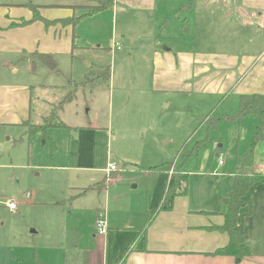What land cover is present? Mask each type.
I'll use <instances>...</instances> for the list:
<instances>
[{
  "label": "rangeland",
  "instance_id": "obj_1",
  "mask_svg": "<svg viewBox=\"0 0 264 264\" xmlns=\"http://www.w3.org/2000/svg\"><path fill=\"white\" fill-rule=\"evenodd\" d=\"M74 2L0 0L15 5L0 7L2 21L8 15L5 9H13L9 12L12 16L31 20L34 12L29 5L16 6L26 4L41 6L40 15L50 20L48 27L41 20H22L32 29L33 53L18 68L22 76L26 70L31 81V123L45 125V120L55 114L47 124L62 122L69 128H47L46 133L21 140L22 127L0 126V262L5 264H49V254L51 264H62L56 259L65 252L69 232L79 233L83 243L89 242L97 218L108 220L111 216L123 223L136 218L138 213L122 212L131 205L145 204L154 168L165 163L174 166L170 175L190 174L192 200H201L204 185L197 172L213 175L222 167L220 161L240 164L246 153L249 167H254L253 163L258 164L264 155V141L249 153L255 131L252 119L222 121L218 131L211 129V120L205 118L222 98L197 91L180 94L155 90L151 86L150 62L147 69L146 64L140 66L138 56L131 57L125 50L111 52L110 20L108 23L105 15L82 20L74 30L71 21L52 23L65 18L67 12L72 14L71 20L99 0H84L85 7L72 11L64 7ZM36 51L52 54L58 71L36 60ZM106 67L112 72L109 83L94 78ZM138 67L146 70L139 78ZM87 78H94V82L85 84ZM232 98L218 110L220 117L222 109H232ZM79 148L87 160L95 159L93 171L78 169ZM229 153L235 155L234 161ZM112 163L117 164V172L108 173ZM105 175L107 190L88 192L70 205L67 199L73 195V188L94 187ZM11 202L17 204L14 213L8 208Z\"/></svg>",
  "mask_w": 264,
  "mask_h": 264
},
{
  "label": "crops",
  "instance_id": "obj_2",
  "mask_svg": "<svg viewBox=\"0 0 264 264\" xmlns=\"http://www.w3.org/2000/svg\"><path fill=\"white\" fill-rule=\"evenodd\" d=\"M76 1L64 7H85L84 0ZM14 6L0 3V7ZM12 10L5 9L8 15L5 20L0 19V126H20L25 133L23 124L31 116L28 104L31 81L25 68L22 76L18 67L19 63L28 62V55L33 53L32 29L27 26L33 23V14L28 20L12 16L9 13ZM68 13L65 18L72 15ZM101 15H105L108 23L110 20L111 52L125 50L131 57L138 56L142 60L140 66L146 64L147 69L150 62L151 86L155 90L180 94L197 91L222 98L209 114L217 118L237 113L241 96L264 95V0H114L112 9L83 21ZM22 20L28 23L23 24ZM137 71L139 78L146 70L138 67ZM231 96L232 109H222L220 117L218 110ZM246 119L254 120L256 129L258 117L250 115ZM245 155L240 164L223 162L218 167L221 171L216 169L213 175L197 172L203 179L204 197L192 200L189 182L188 194L177 197L171 211L158 213L149 224V212L160 206L169 176L165 171H154L145 204L131 205L127 212H122L138 213L136 218L123 223L111 216L106 220L102 214L108 233L99 235L95 229L89 242L83 243L80 236L74 248L68 245L67 237V247L61 258L57 256V263L61 259L65 264L67 255L68 264H264V175L261 172L264 155L258 164L253 163L254 167H249L251 161ZM78 156L79 170H94V158L87 160L80 148ZM229 158L234 161L235 155L229 153ZM246 159L248 162L244 163ZM241 169L249 175H263V180L255 183L246 195V206L235 230L240 243L251 251L243 259L216 254L229 244L230 238L215 229L225 222L224 199L232 192ZM107 176L94 187L73 188V195L67 199L70 205L88 192L107 190L108 186L102 188ZM51 257L50 254L46 257L49 264Z\"/></svg>",
  "mask_w": 264,
  "mask_h": 264
},
{
  "label": "trees",
  "instance_id": "obj_3",
  "mask_svg": "<svg viewBox=\"0 0 264 264\" xmlns=\"http://www.w3.org/2000/svg\"><path fill=\"white\" fill-rule=\"evenodd\" d=\"M98 1V0H97ZM27 6L29 5L30 8H32L34 14H33V20L32 22H35L37 20H41L45 23L46 27L50 26V20L42 18L40 15V8L41 6L34 5V4H26ZM114 6V0H99V3L97 5H94L92 7H89L85 13L81 16L74 17L73 19L70 17L63 18V19H55L51 20L52 23H68L71 21V26L73 29L76 28V26L84 19L87 17H92L95 16L103 11L112 9ZM68 9H75L77 7H65ZM185 30V29H184ZM73 42V48L76 47L75 40H72ZM33 55H36V60L44 64L46 67H48L49 70L51 71H58V63L56 58L50 54V53H37L35 52ZM34 60V59H33ZM33 67L37 68L36 62L33 61ZM103 71H101V74H97L94 76V78H102L105 82L109 83L111 81V68L106 67V68H101ZM93 79H89L86 83H92L94 82ZM55 114H52L49 118L45 120L46 124L45 125H34L30 121H27L23 124V126L26 128V131L24 133V136L21 138L23 140L24 137H27L28 139L34 137L38 132L46 133V129H52V128H67L69 129L64 123L59 122L56 125H48L47 121L50 120ZM250 115H255L258 117L259 122L258 125L256 126V129L253 133L252 137V142H251V149L249 153H253L254 149L256 146L264 141V95L262 94H253V95H246V96H241L240 97V104H239V111L233 115L229 116H223L222 118H216L214 119L213 115L208 116L205 119H210L212 122L211 129H214L215 131L218 130L219 124L221 121H228L231 123H238L243 121L246 117ZM204 143L199 147L200 149L204 147ZM246 158H249V154L247 153L245 155ZM248 162L244 161V163ZM173 166L171 163H166L160 167L154 168V171H159V172H166L168 176V183L166 187V191L164 194V197L162 199V202L160 206L149 212L148 215V223L151 224L155 217L158 215L160 212H167L171 211L174 207V203L177 197L180 196H186L188 194V187H189V182L190 178L188 174L182 173V174H175L173 173L170 175V169ZM174 167V166H173ZM263 180V175L262 174H254V175H249L245 170L241 169L238 174L235 177V182H234V188L232 192L230 193L228 198L224 199V203L226 205V213L224 215L225 217V222L223 226L215 229H219L222 232H225L229 235L230 242L229 244L220 250L216 252L217 255H233L237 256L240 259H243L245 257H248L251 255L250 248L248 246L242 245L240 241L237 238V235L235 233L236 228L239 225L242 211L246 206L245 202V197L248 194L250 188L257 182ZM105 183V182H104ZM109 183H106L102 188L108 186ZM97 187H100L98 185ZM80 234L75 233V232H70L68 234V245L70 248H74L80 240ZM67 260V255H66V261L65 264H68Z\"/></svg>",
  "mask_w": 264,
  "mask_h": 264
},
{
  "label": "built area",
  "instance_id": "obj_4",
  "mask_svg": "<svg viewBox=\"0 0 264 264\" xmlns=\"http://www.w3.org/2000/svg\"><path fill=\"white\" fill-rule=\"evenodd\" d=\"M222 160V156H221ZM220 164H223L222 161H220ZM118 167L116 163H112L109 165V172L108 173H113L117 171ZM261 172L264 175V160L261 164ZM8 208L12 211L15 212L17 210V204L16 203H9ZM96 230L99 235H106L108 233V224L107 221L102 218H98L96 222Z\"/></svg>",
  "mask_w": 264,
  "mask_h": 264
}]
</instances>
